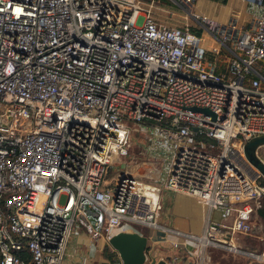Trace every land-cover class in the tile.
I'll use <instances>...</instances> for the list:
<instances>
[{
	"label": "built area",
	"instance_id": "obj_1",
	"mask_svg": "<svg viewBox=\"0 0 264 264\" xmlns=\"http://www.w3.org/2000/svg\"><path fill=\"white\" fill-rule=\"evenodd\" d=\"M134 129L173 140L161 183L106 176ZM262 133L264 0H0V264H62L86 225L118 253L109 237L136 224L194 239L201 263L213 246L264 264V174L244 150ZM163 188L220 220L160 223ZM256 229L259 249L238 240Z\"/></svg>",
	"mask_w": 264,
	"mask_h": 264
},
{
	"label": "rangeland",
	"instance_id": "obj_2",
	"mask_svg": "<svg viewBox=\"0 0 264 264\" xmlns=\"http://www.w3.org/2000/svg\"><path fill=\"white\" fill-rule=\"evenodd\" d=\"M131 145L129 147V153L125 156V160L115 161L110 164L107 168L106 176H111L116 173V171H122L125 166L129 169L138 170L136 173L142 177L145 181L152 183H161L164 176V170L166 168V164L168 161V156L170 153V148H172L173 140L169 139V142H165L163 144V140L161 136L156 133H152L148 130L142 129H134L130 134ZM127 160V161H126ZM192 196V195H191ZM164 197V196H163ZM167 200H169V196H165ZM195 200L196 198L192 196ZM189 197L183 198V201H177L179 204H188L191 200ZM165 199H161L164 201ZM200 208V215H196L191 223V216L193 212L186 213H175L174 215H181L187 218V227L191 229V231H195L199 228V226L203 224V219L205 217V213H207V208L203 206L200 202H198ZM163 204V203H162ZM164 210V205L162 206ZM162 209H160V213L162 214ZM89 218L93 221L96 216L93 214H89ZM210 218L212 220H220V212L217 209H213L210 212ZM196 224V225H195ZM195 225V226H194ZM137 228L140 230H147L146 226L141 224H136ZM89 227L86 225L83 230H87ZM254 234L250 235H238V240L247 247L257 248L259 249L262 245V240L256 236L255 234H261V232L257 229L254 230ZM191 247L194 245V239L188 238ZM208 257L203 264H249L248 260L243 256L232 254L230 252L225 251L224 249H220L213 246L207 247Z\"/></svg>",
	"mask_w": 264,
	"mask_h": 264
},
{
	"label": "crops",
	"instance_id": "obj_3",
	"mask_svg": "<svg viewBox=\"0 0 264 264\" xmlns=\"http://www.w3.org/2000/svg\"><path fill=\"white\" fill-rule=\"evenodd\" d=\"M121 160H125V157ZM119 160V161H121ZM127 161V160H126ZM139 168V167H138ZM136 167L133 172L136 173L138 170ZM127 168L120 171L124 172ZM136 170V171H135ZM118 172V171H117ZM117 172L113 175L116 176ZM164 176V174H163ZM169 196V200L166 199L165 196ZM164 196V197H163ZM189 197L191 200L188 204H179L177 201H183V198ZM165 199L161 203V209L164 205V210L162 209V214L160 213L158 220L160 223L165 224L166 226L182 229V230H190L187 227V218L177 214V213H186L193 212L191 216V223L193 218L196 215H200V208L196 200L189 194H186L181 191H175L168 188H163L162 199ZM213 210V209H211ZM208 210L207 212H211ZM161 211V210H160ZM204 222V219H203ZM196 225V224H195ZM194 225V226H195ZM203 226V224H202ZM202 226L193 232L198 233L201 231ZM143 234L147 235V255H149V259L154 255H171L175 256L178 264H203L199 259H196L192 254V247L189 241L186 244H180V246L176 248H171L169 239L161 238V231L158 230H141ZM167 237L170 238L172 234L167 233ZM92 236L88 230H83V228L73 229L72 233L69 236V239L66 244L65 254L63 256L62 264H121L120 257L115 250L108 249H99L95 247L92 243ZM190 245V246H188ZM190 247V248H189ZM192 254V255H191ZM148 264V263H144Z\"/></svg>",
	"mask_w": 264,
	"mask_h": 264
},
{
	"label": "water",
	"instance_id": "obj_4",
	"mask_svg": "<svg viewBox=\"0 0 264 264\" xmlns=\"http://www.w3.org/2000/svg\"><path fill=\"white\" fill-rule=\"evenodd\" d=\"M194 109H201L204 112L213 113L208 107L193 106ZM264 141V133L252 137L245 143V154L249 160L258 167L264 174V164L254 154V147ZM109 242L118 250L123 264H143L145 262L144 249L147 245V236L139 233L131 228L117 231L109 237ZM169 259V256L166 257ZM150 264H170L165 258L156 260L155 255L152 256Z\"/></svg>",
	"mask_w": 264,
	"mask_h": 264
},
{
	"label": "trees",
	"instance_id": "obj_5",
	"mask_svg": "<svg viewBox=\"0 0 264 264\" xmlns=\"http://www.w3.org/2000/svg\"><path fill=\"white\" fill-rule=\"evenodd\" d=\"M257 212H258L259 216L261 217V219H262V221L264 223V204L257 209ZM240 256H243V255H240ZM243 257L245 259H247L248 262H249V258L248 257H245V256H243ZM249 264H258V263L255 262V261H251V262H249Z\"/></svg>",
	"mask_w": 264,
	"mask_h": 264
},
{
	"label": "bare ground",
	"instance_id": "obj_6",
	"mask_svg": "<svg viewBox=\"0 0 264 264\" xmlns=\"http://www.w3.org/2000/svg\"><path fill=\"white\" fill-rule=\"evenodd\" d=\"M206 214V213H205ZM199 233V232H198Z\"/></svg>",
	"mask_w": 264,
	"mask_h": 264
}]
</instances>
